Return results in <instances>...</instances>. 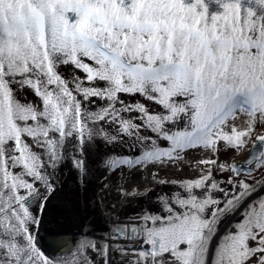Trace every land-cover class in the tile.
Returning <instances> with one entry per match:
<instances>
[{"label":"snow or ice","instance_id":"obj_1","mask_svg":"<svg viewBox=\"0 0 264 264\" xmlns=\"http://www.w3.org/2000/svg\"><path fill=\"white\" fill-rule=\"evenodd\" d=\"M66 163L83 188L92 164L117 176L113 226L55 233L49 256ZM117 248L264 264V0H0V264H111Z\"/></svg>","mask_w":264,"mask_h":264},{"label":"bare ground","instance_id":"obj_2","mask_svg":"<svg viewBox=\"0 0 264 264\" xmlns=\"http://www.w3.org/2000/svg\"><path fill=\"white\" fill-rule=\"evenodd\" d=\"M91 168H96L95 164L92 165ZM90 175L93 178L92 181H90V184H88V187L94 188V186L97 185L98 189L100 186L97 182L100 178L99 175L102 176V174L93 172L90 173ZM168 175H172V173L168 172ZM90 190L92 191V188H90ZM101 194L102 193H98L97 197H100ZM89 195L93 196L94 192H90ZM93 198L94 203L90 207V209L85 214H77L76 210H74L72 207L73 204L66 191L62 188H59V190L53 195V197L49 200V203L47 204L48 209H46L44 213L46 214L44 218L45 221L41 224L39 229L40 238L43 236V240H46V237L52 236L55 233H76L77 231H79V224L81 223V221L85 220L94 221L95 229L100 230V228H102L103 223L108 221L109 212L106 208H103L102 212H100L98 208L99 205H97L96 203L99 200L96 198V195H94ZM42 231H44L43 235L41 234ZM65 236L70 238L69 235ZM124 242L125 241L121 240V243ZM116 250L117 251L112 254V257L115 258V262H111V264H125L127 262L131 264V256H129L128 258H122L121 252L124 250L122 248H117ZM132 251L133 249H130L129 253H131Z\"/></svg>","mask_w":264,"mask_h":264},{"label":"rangeland","instance_id":"obj_3","mask_svg":"<svg viewBox=\"0 0 264 264\" xmlns=\"http://www.w3.org/2000/svg\"><path fill=\"white\" fill-rule=\"evenodd\" d=\"M104 149L101 147L99 148L98 151H94L92 153V158L95 159L97 158L101 153H103ZM109 152H119L121 151V149H119V147L117 146L115 149H108ZM228 156H231V153H222L221 154V159H225ZM193 158H199L198 155L193 154ZM94 165V164H92ZM91 165V166H92ZM96 170L91 168V172L93 173ZM170 173H172V175L170 176H175L177 175V173L174 170H170ZM189 170L187 168L184 169L183 173H180L179 175H189ZM92 178L89 174V176L87 177V187L83 188L80 184V182L78 181L77 175L76 173L73 171V169L71 168V164L70 163H66L63 168L61 169V181L62 184L60 186V188L64 189L66 191V193L68 194L72 204H73V209L76 210L77 214H85L90 207L93 205V200H94V195H96V198L98 200H102L103 197L105 195H107V199H103V204H99L98 208L99 211L102 212V209L105 208V205H112V204H116L117 203V193L115 191V188L117 186V184L119 183V180L117 178L116 175H112L109 176L107 178V180H105L103 178V175L101 177V179L98 180L97 183H99V188L97 189V185L93 187H88L90 184V181H92ZM96 182V181H95ZM109 183L111 185L110 189L108 190V192H104V190L102 189V184L103 183ZM138 182V180H137ZM90 188H92V191L90 190ZM59 190V189H58ZM90 192H94L93 196H90L89 193ZM98 193H102L101 196L97 197ZM141 203H144L143 201ZM131 207L125 209L124 212H120L119 215L122 219H127L128 217L131 216L133 211H137L138 209L136 208V202L135 201H131L130 202ZM226 223L225 225H221L222 232L221 234L224 233L225 231V227H226ZM219 240V236L217 237V240H215L213 242V247H215L217 241ZM128 263V262H127Z\"/></svg>","mask_w":264,"mask_h":264},{"label":"flooded vegetation","instance_id":"obj_4","mask_svg":"<svg viewBox=\"0 0 264 264\" xmlns=\"http://www.w3.org/2000/svg\"><path fill=\"white\" fill-rule=\"evenodd\" d=\"M45 216H46V214H44V218H45ZM45 220H43V222H44ZM101 233L102 234H100V232H98L96 229H95V231H94V233H93V235L95 236H97V238H99V237H102V236H104L105 235V233H103L102 232V230H101ZM57 238H52V240H51V242H50V247H47L46 246V244H44V241L43 242H41V240L39 239V243H40V246H41V248H42V250L43 251H45V253L47 254V255H49V256H55L56 254H57V248H56V240ZM59 239H61V240H67V239H70L69 237H67V236H62V237H59ZM101 243L103 242V241H100ZM117 251V250H116ZM113 254V253H112ZM112 254H111V258H112Z\"/></svg>","mask_w":264,"mask_h":264},{"label":"water","instance_id":"obj_5","mask_svg":"<svg viewBox=\"0 0 264 264\" xmlns=\"http://www.w3.org/2000/svg\"><path fill=\"white\" fill-rule=\"evenodd\" d=\"M50 240H51V239L48 238L47 241H46V243H47L46 246H47V247H50V244H48V242H49ZM65 240H66V239H65ZM55 241H56V240H55ZM129 250H130V249H128V251H129Z\"/></svg>","mask_w":264,"mask_h":264}]
</instances>
